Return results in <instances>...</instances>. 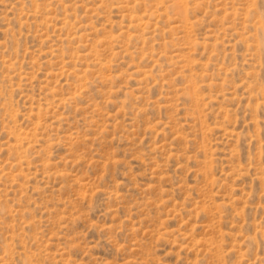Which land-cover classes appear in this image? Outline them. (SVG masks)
<instances>
[{"label":"rangeland","instance_id":"obj_1","mask_svg":"<svg viewBox=\"0 0 264 264\" xmlns=\"http://www.w3.org/2000/svg\"><path fill=\"white\" fill-rule=\"evenodd\" d=\"M0 264H264V0H0Z\"/></svg>","mask_w":264,"mask_h":264}]
</instances>
